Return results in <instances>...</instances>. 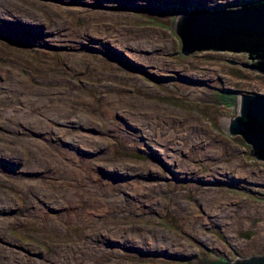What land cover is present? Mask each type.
Masks as SVG:
<instances>
[{
	"label": "rangeland",
	"instance_id": "374dc122",
	"mask_svg": "<svg viewBox=\"0 0 264 264\" xmlns=\"http://www.w3.org/2000/svg\"><path fill=\"white\" fill-rule=\"evenodd\" d=\"M252 1L0 0V264L264 256V162L223 124L264 74L244 52L183 56L172 24Z\"/></svg>",
	"mask_w": 264,
	"mask_h": 264
},
{
	"label": "water",
	"instance_id": "95a60500",
	"mask_svg": "<svg viewBox=\"0 0 264 264\" xmlns=\"http://www.w3.org/2000/svg\"><path fill=\"white\" fill-rule=\"evenodd\" d=\"M172 17V24L176 35L181 40V54L187 56L194 51H230L209 50L208 48H220L224 46L231 35H255L264 37V3L258 5H244L237 8L223 10H181ZM177 15V17L175 16ZM175 18V19H174ZM203 49V50H202ZM244 49L243 46L239 47ZM252 64L256 60L248 56ZM230 65H238L228 63ZM242 68L255 71L250 65H239ZM258 72V71H256ZM260 73V72H259ZM230 135L244 137L246 144L254 150L264 151V95H242L240 115L232 119L228 124ZM249 157L263 161L249 152ZM214 263L199 261L200 264H229L221 260ZM233 264H264V256H251L237 259Z\"/></svg>",
	"mask_w": 264,
	"mask_h": 264
},
{
	"label": "bare ground",
	"instance_id": "6f19581e",
	"mask_svg": "<svg viewBox=\"0 0 264 264\" xmlns=\"http://www.w3.org/2000/svg\"><path fill=\"white\" fill-rule=\"evenodd\" d=\"M0 8H1V6H0ZM3 16H6V15H4V13H0V20H6V21H14V19L15 18H11L10 20L8 19V18H5V17H3ZM20 23V24H19ZM13 25H16L19 29H22V30H26V29H31V30H34V29H36L37 28V26H32L31 25V23L29 22V21H27V20H18V21H16ZM7 30H10V31H7ZM1 31L3 32V33H16L18 30L16 29V28H13L12 30L11 29H9V28H7V27H5L4 29H1ZM14 31H16V32H14ZM237 109H238V105H237ZM231 120H227V119H225V120H223V124L225 125V126H227V124H229V122H230ZM249 145V144H248ZM230 178V177H229ZM231 179H234V178H231ZM142 204V203H141ZM173 206V205H172ZM220 219H224L223 217H220ZM144 231H142L141 229H139V228H137L136 229V231H135V233H137V235L138 236H136V238L137 239H141V240H143L144 241V244H145V246H146V252H152V251H154V252H158L159 254L160 253H164V254H169V253H171L170 251H169V249H174V251L175 250H177L176 251V253L178 254V253H180L181 252V250H182V248H181V246H178V245H176V244H172V243H170V242H168V241H166L165 239H164V236L163 235H161L160 233H158L157 235H156V237H154L153 238V240L152 241H146V239H145V233H143ZM120 235H112L111 237L112 238H114V237H116V238H118ZM129 236V235H128ZM126 242H127V240H126ZM161 243L162 244V246L160 247V246H151L152 245V243ZM125 243V242H124ZM163 243H165L166 245H167V247L166 248H164L165 246H164V244ZM174 243H175V241H174ZM125 246L126 247H128L129 249H131L132 251H136V247L135 246H132V245H129V241H128V245L127 244H125ZM141 250V249H140ZM175 254V253H174ZM163 257H165V255H163Z\"/></svg>",
	"mask_w": 264,
	"mask_h": 264
},
{
	"label": "flooded vegetation",
	"instance_id": "af4514ba",
	"mask_svg": "<svg viewBox=\"0 0 264 264\" xmlns=\"http://www.w3.org/2000/svg\"><path fill=\"white\" fill-rule=\"evenodd\" d=\"M262 3H264V0H255V1L249 2L245 5L254 6V5H258V4H262ZM242 6H244V5H242ZM260 45H262V44H260ZM244 47H245L244 49H240V52H244L245 54H247V56H250L256 60V63L251 65V68H253L255 71H258V72L261 71L260 73L264 74V46H262L263 49L261 48V46H260V48H257L256 46H255V48H252V47L246 48V46L244 45ZM230 51H234V50H230ZM242 138L244 139V137H242ZM250 151H251L252 155H254L255 157L263 159L261 157H264V151L254 150V148L251 145H250Z\"/></svg>",
	"mask_w": 264,
	"mask_h": 264
},
{
	"label": "trees",
	"instance_id": "16d2710c",
	"mask_svg": "<svg viewBox=\"0 0 264 264\" xmlns=\"http://www.w3.org/2000/svg\"><path fill=\"white\" fill-rule=\"evenodd\" d=\"M224 39L228 40V42H226L224 46H221L220 48H208V49L209 50H219V49L225 48L224 50L238 51L239 47L243 46V44L246 46V48L247 47L248 48H250V47L255 48V46L257 48H260V46H261V48L263 49L262 46H264V37H258L255 35H249L246 37V35L238 34V35H231L230 37H227V38L225 37ZM260 44H262V45H260Z\"/></svg>",
	"mask_w": 264,
	"mask_h": 264
}]
</instances>
